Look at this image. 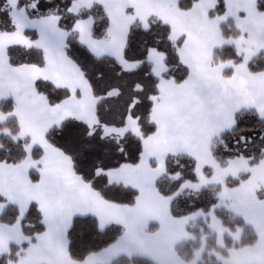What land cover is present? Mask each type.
<instances>
[{
	"label": "snow or ice",
	"instance_id": "1",
	"mask_svg": "<svg viewBox=\"0 0 264 264\" xmlns=\"http://www.w3.org/2000/svg\"><path fill=\"white\" fill-rule=\"evenodd\" d=\"M0 264H264V0H0Z\"/></svg>",
	"mask_w": 264,
	"mask_h": 264
}]
</instances>
